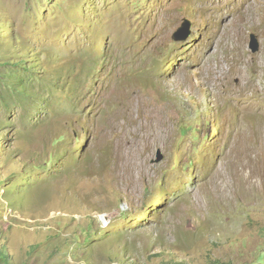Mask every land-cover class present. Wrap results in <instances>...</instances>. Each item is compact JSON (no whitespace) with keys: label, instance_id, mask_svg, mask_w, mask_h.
I'll return each mask as SVG.
<instances>
[{"label":"rangeland","instance_id":"1","mask_svg":"<svg viewBox=\"0 0 264 264\" xmlns=\"http://www.w3.org/2000/svg\"><path fill=\"white\" fill-rule=\"evenodd\" d=\"M0 62V264H264V0H0Z\"/></svg>","mask_w":264,"mask_h":264},{"label":"water","instance_id":"2","mask_svg":"<svg viewBox=\"0 0 264 264\" xmlns=\"http://www.w3.org/2000/svg\"><path fill=\"white\" fill-rule=\"evenodd\" d=\"M190 27L191 22L189 20H185L182 26L173 34V39L176 42L186 41L191 35ZM251 49L254 53L260 49V42L254 34L251 35Z\"/></svg>","mask_w":264,"mask_h":264},{"label":"bare ground","instance_id":"3","mask_svg":"<svg viewBox=\"0 0 264 264\" xmlns=\"http://www.w3.org/2000/svg\"><path fill=\"white\" fill-rule=\"evenodd\" d=\"M219 1H222V0H219ZM207 2H209V1H207ZM210 2H211V1H210ZM228 3H229V2H228ZM237 3H238V2H237ZM203 4H204V3H203ZM209 4H210V3H209ZM200 6H201V5H200ZM257 6H258V5H257ZM204 8H205V7H204ZM208 8H209V7H208ZM210 9H211V8H210ZM223 9H224V8H223ZM204 10H205V9H204ZM217 10H218V9H217ZM217 10H216V11H217ZM224 10H225V9H224ZM228 10H229V9H228ZM234 10H235V9H234ZM206 11H207V10H206ZM214 11H215V10H214ZM234 12H235V11H234ZM217 13H218V12H217ZM231 13H232V12H231ZM220 14H221V13H220ZM234 15H235V14H234ZM236 15H237V14H236ZM215 17H216V19H217L218 16L215 15ZM219 17H220V16H219ZM245 19H246V18H245ZM245 19H244V20H245ZM251 19H252V18H251ZM219 21H221V19H219ZM235 21H236V20H235ZM249 21H250V20H249ZM254 21H255V19H254ZM241 22H242V21H241ZM241 22H240V23H241ZM238 25H239V24H238ZM240 25H241V24H240ZM242 29H243V28H242ZM233 38H234V37H232V39H233ZM237 43H238V42H237ZM230 47H231V46H230ZM239 47H241V46L239 45ZM239 49H240V48H239ZM141 54H142V53H141ZM221 66H222V65H221Z\"/></svg>","mask_w":264,"mask_h":264},{"label":"trees","instance_id":"4","mask_svg":"<svg viewBox=\"0 0 264 264\" xmlns=\"http://www.w3.org/2000/svg\"><path fill=\"white\" fill-rule=\"evenodd\" d=\"M8 63H9V62H8ZM1 64H2V62H0V65H1ZM0 254H1V255H4L5 257H7L6 254H5L3 251H1Z\"/></svg>","mask_w":264,"mask_h":264}]
</instances>
